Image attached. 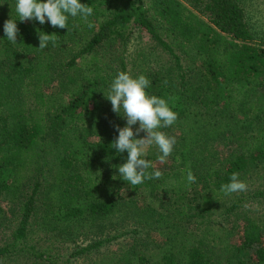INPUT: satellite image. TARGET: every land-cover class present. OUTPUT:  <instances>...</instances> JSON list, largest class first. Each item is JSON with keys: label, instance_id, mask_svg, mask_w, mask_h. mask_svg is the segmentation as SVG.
Returning a JSON list of instances; mask_svg holds the SVG:
<instances>
[{"label": "trees", "instance_id": "1", "mask_svg": "<svg viewBox=\"0 0 264 264\" xmlns=\"http://www.w3.org/2000/svg\"><path fill=\"white\" fill-rule=\"evenodd\" d=\"M81 2L94 13L70 17L68 29L17 20L13 45L3 25L17 18L15 0H0V204L18 202L14 241H26L34 224L80 233L137 210L144 215L139 223L151 222L164 246L131 264H264V222L240 210L244 197L220 191L233 172L243 180L264 169V32H253L244 2ZM133 27L172 57V69L145 75L148 93L164 97L178 113L161 129L178 132L171 135L177 143L169 161L155 167L158 149L146 153L150 171L162 176L139 185L118 177L114 166L128 154L113 148L118 132L104 114V93L118 72H127L121 53ZM40 31L53 34L46 48H39ZM56 84L60 90L50 99ZM30 94L35 107L28 106ZM217 143L226 154L215 163L209 149ZM189 169L196 176L190 186ZM249 198L264 201V190ZM11 247H0V258L11 256ZM33 249L26 252L45 260L46 253Z\"/></svg>", "mask_w": 264, "mask_h": 264}, {"label": "rangeland", "instance_id": "2", "mask_svg": "<svg viewBox=\"0 0 264 264\" xmlns=\"http://www.w3.org/2000/svg\"><path fill=\"white\" fill-rule=\"evenodd\" d=\"M242 1L247 7L253 32L259 35L264 32V0ZM131 32V38L121 53L127 64V72L138 76L151 71L172 69L174 66L172 57L158 47L144 30L133 27ZM59 90L57 84L52 86L48 92L50 99L55 98ZM107 104L109 108L104 114L112 125L111 130L113 131L117 125L124 127L126 119L112 111L110 101L107 100ZM28 106H36V98L32 94L28 96ZM136 127L138 124L134 126V130ZM167 134L178 135V132L175 133L173 130V133L171 131ZM143 135L144 133H141V136ZM90 139L97 140L96 137ZM153 148L154 146H149L146 153ZM225 154L226 149L223 144H214L209 149L210 158L215 163H218ZM166 161L168 162L169 159ZM153 163L155 167L165 164L157 158ZM243 181L247 184V190L236 193L237 196L245 198L240 210L264 222V201L255 203L249 198L257 191L264 190V169L249 173ZM17 204L16 200L10 199H4L0 204L3 212V215L0 214L2 216L0 217V247L7 244L12 246L11 256L0 258V264H34L35 261L37 264H126L127 262L131 264L130 261L135 256L158 253L164 246L162 237L154 230L151 222L148 225L139 223V219L144 215L137 210H125L114 217L93 222L90 227L87 225L86 228L80 230V233L69 228L66 229L67 232L42 231L40 226L34 224L26 241H14L13 234L20 222ZM100 241H105V244L99 248L82 252ZM29 247H34L33 250L37 253H46L45 260H37L36 256L30 254L29 251L26 252Z\"/></svg>", "mask_w": 264, "mask_h": 264}, {"label": "clouds", "instance_id": "3", "mask_svg": "<svg viewBox=\"0 0 264 264\" xmlns=\"http://www.w3.org/2000/svg\"><path fill=\"white\" fill-rule=\"evenodd\" d=\"M16 19H9L3 25L7 41L15 45L19 28L17 20L21 22L36 21L39 24L50 23L53 27L68 29L69 18L80 17L87 19L94 13L93 6L81 0H15ZM52 35L39 32L40 46L46 48ZM151 80L146 75L133 76L129 72L120 71L112 79L106 99L112 105V111L126 119L124 127L116 126L118 136L112 146L117 153L127 152L126 162L118 166V177L127 184L139 185L145 180L159 179L160 170H152L153 163L146 157V149L155 146L160 155L157 159L166 162L173 153L177 143L176 137L168 135L161 129L169 128L178 119V113L170 106L164 97L149 94ZM138 124V127L135 128ZM141 133H144L141 136ZM187 185L196 182V176L191 169L187 170ZM247 190V184L239 178L238 172H233L228 182L221 184L220 191L225 196Z\"/></svg>", "mask_w": 264, "mask_h": 264}]
</instances>
